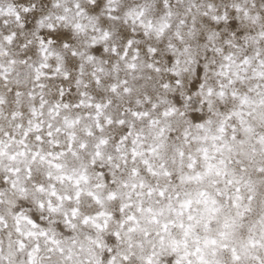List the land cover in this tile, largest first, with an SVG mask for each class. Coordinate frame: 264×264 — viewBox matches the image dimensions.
Listing matches in <instances>:
<instances>
[{"label":"snow or ice","instance_id":"obj_1","mask_svg":"<svg viewBox=\"0 0 264 264\" xmlns=\"http://www.w3.org/2000/svg\"><path fill=\"white\" fill-rule=\"evenodd\" d=\"M0 264H264V0H0Z\"/></svg>","mask_w":264,"mask_h":264}]
</instances>
